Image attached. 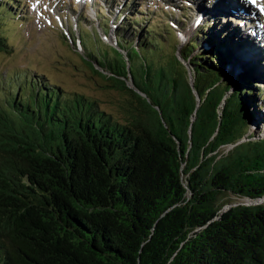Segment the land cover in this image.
I'll use <instances>...</instances> for the list:
<instances>
[{
	"label": "trees",
	"instance_id": "obj_1",
	"mask_svg": "<svg viewBox=\"0 0 264 264\" xmlns=\"http://www.w3.org/2000/svg\"><path fill=\"white\" fill-rule=\"evenodd\" d=\"M9 3L19 0L1 1L0 15L12 18ZM221 26L226 36L202 32L200 45L192 44L198 53L184 55L200 99L193 123L196 98L179 71L163 66L157 77L166 80L156 86L144 56L146 65L130 59L127 66L118 52H97L101 71L86 61L106 86L126 93L120 118L97 98L69 96L46 80H10L2 88L0 264H264V204L222 212L228 195L264 198V138L247 136L249 118L261 116L254 96V78L262 79L258 57L241 49L248 68L234 76L228 61L240 50L227 24ZM162 35L150 32L141 44L162 48L154 38ZM10 47L0 31V52ZM144 68L147 85L140 86ZM127 74L151 93L169 138L156 115L143 113ZM227 145L237 146L219 156Z\"/></svg>",
	"mask_w": 264,
	"mask_h": 264
},
{
	"label": "rangeland",
	"instance_id": "obj_2",
	"mask_svg": "<svg viewBox=\"0 0 264 264\" xmlns=\"http://www.w3.org/2000/svg\"><path fill=\"white\" fill-rule=\"evenodd\" d=\"M1 1L3 3L8 0ZM161 1L164 2L163 5H159ZM161 1L109 0L110 4H108L107 1L104 2L103 0H22L20 8L22 6L23 8L20 11L19 19L13 18L15 15L18 16V9L20 8L11 4L14 9L17 8L15 15L12 18L0 15L5 17L4 23L0 24V31L7 37L10 46L12 45L5 52H0V92L3 87L8 86L6 81L12 74L25 77V80L31 79V81L32 79L36 81L40 79L49 80L55 82L69 96L82 94L97 98L102 109L120 118L121 109L124 104L127 105L125 102L126 93L115 91L113 86H106L111 85V83L106 82L105 79L93 72L94 68L91 69L86 62L93 63L92 53L100 51V53L115 55V51L109 46H116L115 35H119L122 38L119 51L125 54L122 56L126 58L127 66H130L126 51H123L122 48H126V50L131 47L140 48V41L143 39L140 37H146L150 32L161 31L164 34L159 39L156 36L154 38L159 40L160 44L161 42L164 44V51H160L162 49L160 45L155 49H131V60L135 64L134 66L146 65L147 61L145 62L143 56L150 58L146 70L155 75L156 86H158L159 81L166 80L163 76L157 77L163 66L172 67L171 73H176L174 68L177 71L178 68H181V64H188L189 62L184 59L182 52L184 54L187 51L191 56L198 53L192 44L197 41L196 46L200 45L204 36L202 32L194 30L203 24L207 18H217L218 23L212 19L214 21L212 33L218 31L220 35L225 34L226 36V30L221 26L222 22L227 24L239 50L249 51L251 57L252 49L258 48L259 50L256 55V57L259 55L257 73L262 74L263 80L260 76H256L255 85L257 89L254 96L256 99L255 110L261 116H258L260 119L256 118L255 120L249 118L250 127L247 136L253 137V139L264 138V43L261 41L262 31L258 26V23L264 25V10L258 11L247 0L236 1L243 6L239 12L232 9L230 0H225L227 7L222 8L223 11H218L212 7L213 0H187L185 3L188 6L186 10L183 8L186 5L180 0ZM199 4L204 6L200 7ZM195 5L196 9L194 8ZM215 5L219 6L217 3ZM121 6L125 9L122 14L118 13ZM198 8L202 11V15L197 11ZM185 12L187 13L186 16L183 14ZM199 16H202L201 20L193 25L196 17ZM230 18L238 20L236 25L246 21V26L241 27L240 34L233 33L231 30ZM106 19L111 22L108 23V28L104 26ZM122 23H125V26ZM94 30L99 33L95 34ZM66 33L69 39L66 37ZM78 37L83 39L82 43L79 40V45L76 47L70 44L73 39ZM182 37L187 39L186 42ZM239 39L243 40L244 43L240 42ZM238 42L241 43V46ZM199 50L204 52L202 48ZM177 52L181 61L176 58ZM241 53L242 51L234 50L233 55ZM238 62H235L233 66V73L235 68H237L235 73L238 74L240 71ZM94 65L96 69L102 70L95 60ZM189 69L193 74L191 66ZM146 70L145 68L140 70L137 79L140 86L147 85L144 83ZM126 79L132 88L139 86L133 81L131 74H127ZM15 81L20 83L24 79L16 78ZM232 82L233 84L236 83L235 79H232ZM161 86H164V83H161ZM136 88L140 90L138 87ZM150 94L147 93L146 95ZM133 101L134 104L132 105H137V101ZM152 104L154 103L152 102ZM261 117H263L262 120ZM243 140L246 141L248 138ZM230 148H232L231 145L225 146L222 150L227 151ZM226 200H233L235 203L241 202L232 195H228Z\"/></svg>",
	"mask_w": 264,
	"mask_h": 264
},
{
	"label": "water",
	"instance_id": "obj_3",
	"mask_svg": "<svg viewBox=\"0 0 264 264\" xmlns=\"http://www.w3.org/2000/svg\"><path fill=\"white\" fill-rule=\"evenodd\" d=\"M179 61H181V59H179ZM190 66L189 65V62L188 64H181V68H178V71H179V74L180 76L183 77V82L186 84L185 86H187V89L191 91L192 95L196 98V106L194 107V113L195 114H192L191 115V121L192 123L194 122L195 118H196V113L197 111L199 110V94H198V91H197V87H196V82H195V77H194V74H192V72L190 71ZM129 86V84H128ZM131 89H134V91L139 94L141 96V100L140 102L142 103V106L144 109L143 113L146 114L147 113V117H149L151 114H153L154 116L156 115V119L159 120V123L162 127V132H163V135L165 137H170V135L168 134L169 131H168V126L166 124V121L165 119L163 118L162 116V111L161 109L152 104V102H150V98L148 97V95H146V93L138 90L136 87L132 88L131 86H129ZM168 137V138H169ZM192 137V126L189 128V138ZM172 139H174V137H171ZM253 139V138H252ZM250 139V140H252ZM176 143H178L176 141V139H174ZM179 145V144H178ZM229 146V145H227ZM232 148H230L229 150L227 151H223L222 148H224L225 146H222L219 148V150L216 152L219 154V156H222V155H227L231 150H233L237 145H231ZM180 171L182 173L183 169H184V164H181L180 166ZM184 175L182 174L181 177H183ZM183 184L186 185V182L183 181ZM232 195V194H231ZM234 196V195H232ZM227 197V196H226ZM235 198H238L241 202L240 203H235L233 200L231 201V204L225 206L223 209H222V212H226L227 210H229L231 207H234V206H237V205H244V206H259V205H262L264 204V198L262 199H251V198H248V197H236L234 196ZM245 201V202H244ZM218 219V218H216Z\"/></svg>",
	"mask_w": 264,
	"mask_h": 264
},
{
	"label": "bare ground",
	"instance_id": "obj_4",
	"mask_svg": "<svg viewBox=\"0 0 264 264\" xmlns=\"http://www.w3.org/2000/svg\"><path fill=\"white\" fill-rule=\"evenodd\" d=\"M171 1V0H170ZM237 0H230V3L232 4V9H236L238 12L240 11V10H242L243 9V6L241 5V4H238L237 2H236ZM246 1V0H245ZM169 2V1H168ZM247 2H249L253 7H255V8H257V10L259 11V10H264V0H255V2H253V0H247ZM225 3H226V1H225ZM238 4V5H237ZM225 7H227V3L225 4ZM246 7V6H245ZM198 12H200V15H202V11H200V8H198V10H197ZM257 11V12H258ZM264 16V15H263ZM197 18L198 17H196V21L193 23V25H195V24H197L199 21L197 20ZM195 20V19H194ZM234 25H236V24H234ZM229 26H230V28H231V30L233 31V33L235 32V33H237V34H240V32H241V30H239L238 29V27L236 28V27H234L232 24H231V22L229 23ZM259 28L261 29V31H262V35H261V41H262V43H264V25H262L261 23H259ZM174 28V27H173ZM253 35H254V32H253ZM232 40H233V38H232ZM240 40V39H239ZM240 42H242V43H244V41L243 40H240ZM239 43V42H238ZM239 45L241 46V43H239ZM241 51V50H240ZM259 53V50H258V48L256 49V50H254V49H252V51H251V54H252V57H256V55ZM224 55H225V53L222 55V57H219V60L221 61L222 60V58L224 57ZM259 56V55H258ZM257 56V57H258ZM236 57V58H235ZM256 57V58H257ZM238 59V60H237ZM241 62H240V61ZM250 59L249 58H246V59H243V56H242V53L240 54V55H233V56H231L230 57V60L228 61V63H229V65L231 66V67H233L234 65H235V62H238V67L239 68H245V69H247L248 67H247V65L246 64H244V61H249ZM243 62V63H242ZM235 69H237V68H235ZM235 69H234V76L237 74V73H235ZM233 70V69H232ZM145 93V92H144ZM147 94V93H146ZM199 102H200V99H199Z\"/></svg>",
	"mask_w": 264,
	"mask_h": 264
},
{
	"label": "snow or ice",
	"instance_id": "obj_5",
	"mask_svg": "<svg viewBox=\"0 0 264 264\" xmlns=\"http://www.w3.org/2000/svg\"><path fill=\"white\" fill-rule=\"evenodd\" d=\"M253 2H255V0H253Z\"/></svg>",
	"mask_w": 264,
	"mask_h": 264
}]
</instances>
